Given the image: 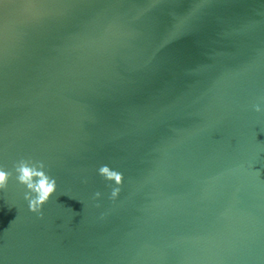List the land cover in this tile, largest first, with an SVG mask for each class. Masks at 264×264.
<instances>
[{
    "label": "water",
    "instance_id": "95a60500",
    "mask_svg": "<svg viewBox=\"0 0 264 264\" xmlns=\"http://www.w3.org/2000/svg\"><path fill=\"white\" fill-rule=\"evenodd\" d=\"M257 104L264 0H9L0 264H264ZM21 159L57 181L39 214Z\"/></svg>",
    "mask_w": 264,
    "mask_h": 264
},
{
    "label": "clouds",
    "instance_id": "9594fccd",
    "mask_svg": "<svg viewBox=\"0 0 264 264\" xmlns=\"http://www.w3.org/2000/svg\"><path fill=\"white\" fill-rule=\"evenodd\" d=\"M253 107L257 113L264 112V107L260 104ZM13 169L16 181L26 189L23 198L27 201L28 210L39 214L57 191L56 179L47 174L44 163L40 161L21 159L13 165ZM97 171L106 181L115 185L111 189L110 199L116 200L120 194V186L123 184L122 174L107 165H101ZM12 175V172L0 166V191L7 188ZM100 195L96 192L94 197L99 199Z\"/></svg>",
    "mask_w": 264,
    "mask_h": 264
},
{
    "label": "snow or ice",
    "instance_id": "6c2138e0",
    "mask_svg": "<svg viewBox=\"0 0 264 264\" xmlns=\"http://www.w3.org/2000/svg\"><path fill=\"white\" fill-rule=\"evenodd\" d=\"M9 2V0H0V9H3V7Z\"/></svg>",
    "mask_w": 264,
    "mask_h": 264
}]
</instances>
